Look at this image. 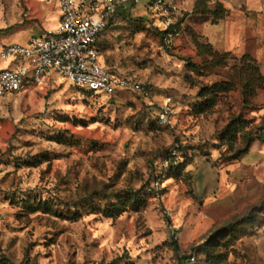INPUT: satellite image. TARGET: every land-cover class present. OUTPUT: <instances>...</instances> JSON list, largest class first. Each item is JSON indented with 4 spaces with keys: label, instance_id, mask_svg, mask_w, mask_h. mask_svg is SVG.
<instances>
[{
    "label": "rangeland",
    "instance_id": "obj_1",
    "mask_svg": "<svg viewBox=\"0 0 264 264\" xmlns=\"http://www.w3.org/2000/svg\"><path fill=\"white\" fill-rule=\"evenodd\" d=\"M55 8L0 0V46L51 31ZM190 15L168 27L142 2L101 38L102 63L150 99L58 78L0 99V264H264V143L245 154L264 84Z\"/></svg>",
    "mask_w": 264,
    "mask_h": 264
},
{
    "label": "built area",
    "instance_id": "obj_2",
    "mask_svg": "<svg viewBox=\"0 0 264 264\" xmlns=\"http://www.w3.org/2000/svg\"><path fill=\"white\" fill-rule=\"evenodd\" d=\"M58 7V28L32 38L27 46H0V60L11 66L0 72V99L58 78L71 85L106 97L132 91L151 98L146 85L116 77L101 61L98 41L111 19L121 11L143 2L144 8L159 15L168 27L184 16L178 0H41ZM179 36L175 30L166 37L172 45ZM172 100L160 108L161 125H171Z\"/></svg>",
    "mask_w": 264,
    "mask_h": 264
},
{
    "label": "crops",
    "instance_id": "obj_3",
    "mask_svg": "<svg viewBox=\"0 0 264 264\" xmlns=\"http://www.w3.org/2000/svg\"><path fill=\"white\" fill-rule=\"evenodd\" d=\"M179 2L181 9L191 14L187 25L195 29L209 45L238 60L251 58L264 77V0H220L227 15L216 24L211 16L194 14L198 0ZM55 9L59 26L61 13L58 7Z\"/></svg>",
    "mask_w": 264,
    "mask_h": 264
},
{
    "label": "trees",
    "instance_id": "obj_4",
    "mask_svg": "<svg viewBox=\"0 0 264 264\" xmlns=\"http://www.w3.org/2000/svg\"><path fill=\"white\" fill-rule=\"evenodd\" d=\"M211 1L210 0H198V3L195 7V14H200V15H206V16H211L212 19H213V23L216 24L218 23L220 20L224 19L227 15L226 11L224 10L220 0H217V2H215L214 5H211L210 3ZM135 5H133L132 7H134ZM128 10H125V11H121L120 13L117 14L116 17H119L120 15L126 13ZM115 18L111 19L110 22L108 23L105 31L101 34L100 38H99V41H98V47H99V52L101 54V51H100V41H101V38L102 36L104 35V33L108 30V28L113 24V21H114ZM174 27H171V29H173ZM170 32H172L171 30H167L166 31V34L168 35ZM167 37V36H166ZM209 45V44H208ZM211 46V45H209ZM224 54V53H223ZM226 56H230L228 54H224ZM231 57V56H230ZM240 61H251L252 63H255L251 58L249 57H245L243 58L242 60ZM256 65V68H257V72H258V76H259V79L261 81V84H264V77L262 76L261 72H260V69L258 67V65L255 63ZM51 81V80H50ZM73 86V85H72ZM75 87V86H74ZM80 89V88H79ZM82 91H85L91 95H94V96H97V97H106V96H103V95H99V94H96L92 91H88V90H85V89H81ZM123 93V92H121ZM120 94V93H118ZM256 142H259V143H264V123H263V127L262 129L260 130L259 132V136L254 140L252 139L248 145H247V149L245 151V154H248L249 151H250V148L252 147V145H254Z\"/></svg>",
    "mask_w": 264,
    "mask_h": 264
}]
</instances>
